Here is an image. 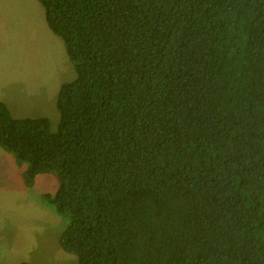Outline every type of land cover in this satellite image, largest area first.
Instances as JSON below:
<instances>
[{
    "label": "trees",
    "instance_id": "16d2710c",
    "mask_svg": "<svg viewBox=\"0 0 264 264\" xmlns=\"http://www.w3.org/2000/svg\"><path fill=\"white\" fill-rule=\"evenodd\" d=\"M37 1L77 77L57 130L0 102V147L27 189L59 178L42 198L68 221L61 249L264 264V0Z\"/></svg>",
    "mask_w": 264,
    "mask_h": 264
},
{
    "label": "rangeland",
    "instance_id": "374dc122",
    "mask_svg": "<svg viewBox=\"0 0 264 264\" xmlns=\"http://www.w3.org/2000/svg\"><path fill=\"white\" fill-rule=\"evenodd\" d=\"M76 77L64 42L46 24L44 7L37 0H0V102L13 116L49 118L57 130L61 86ZM27 168L0 147V264H78L60 245L68 221L42 198L56 194L59 178L42 174L29 190Z\"/></svg>",
    "mask_w": 264,
    "mask_h": 264
}]
</instances>
